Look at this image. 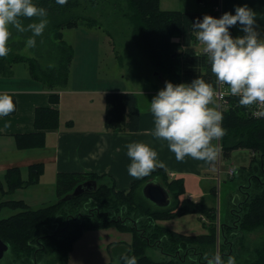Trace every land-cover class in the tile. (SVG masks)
<instances>
[{
	"label": "trees",
	"instance_id": "1",
	"mask_svg": "<svg viewBox=\"0 0 264 264\" xmlns=\"http://www.w3.org/2000/svg\"><path fill=\"white\" fill-rule=\"evenodd\" d=\"M127 1L131 12L129 20L133 27L132 41L157 74L167 75L173 83L191 82L196 77L202 76L217 89L218 81L206 54L195 49L198 39L190 25L197 17L202 19L204 14L219 17L218 12L214 10L217 0H198L199 3L204 2V9L196 12L162 10L160 0ZM35 3L47 9V17L53 25V35L61 43L58 45L59 60L57 61L60 67L54 70L55 73L51 71L47 75L55 79L52 81L43 79L45 73L38 66L37 59L12 53L0 57V74L8 73L11 65L17 61L26 62L32 79L41 82L47 88L61 90L67 83L73 57L72 47L62 40L61 29L78 26L75 21L77 17L68 14L80 5V1L66 0L64 4H60L57 0H35ZM33 20L38 18L35 16L23 18V23L27 25ZM57 86L60 89H57ZM224 88L227 90V84H224ZM238 100L239 96L229 94L225 96L229 108L222 113L223 127L227 129V133L219 139V148L223 158H228L235 149H248L251 161L248 167L238 171L237 189L230 194L228 200L230 207L228 205L227 215L220 224V242L217 243L215 226L210 227L205 235L191 236L175 232L157 223L158 220L189 213L212 220L216 218L214 208L189 199L179 200V196L184 193L183 182L178 179L169 180L162 168H156L143 179L135 181L127 191H116L111 185L107 189L114 192L115 197L110 201L103 194L104 188L97 185L92 191L63 200L77 185L85 181H95L97 184L100 176L94 173H58L56 193L59 200L54 204L31 210L22 201L0 199V212L4 208L20 209L7 218H0V237L9 244L10 248L4 264H33L34 260L41 264L46 255L47 243L53 240L61 251V260L51 264H67V252L72 249V242L80 238L83 230L112 227L120 232L132 234L131 244L125 246L127 250L124 249L121 253L126 250L124 254L136 255L138 264H206L205 253H216V247L217 252L225 259L228 255H234L237 264H264V114L261 117H249L247 114L249 106L240 105ZM51 102L57 104V94L51 95ZM234 104L239 106L234 107ZM103 123L106 130L113 132L138 131L140 111L136 95L130 91L107 92ZM34 127L35 132L14 136L17 146H41L45 132L59 127L58 110L49 107L36 108ZM28 170L27 180L21 178L18 168H11L4 173L0 178L3 179V182L0 181L2 197L18 187L33 185L38 181L42 171L41 166L32 165ZM235 173L231 176L232 181L236 179ZM157 178L170 196L175 198V202L169 209L159 208L152 206L142 196L146 203L158 210L152 213L143 212L132 203V199L136 193H139L136 191L141 184ZM5 185L7 190H4ZM67 203H72V208L74 205L80 206L76 209L82 212L80 220L74 219L71 214L63 210ZM68 215L71 216L72 221L69 219L70 227L67 235L62 239H52L45 235L47 226L53 220L64 224ZM51 217L53 219L49 221ZM95 218L97 220H94ZM254 230H257V236L263 241L255 245L252 257L248 261L241 262L244 252L243 232ZM40 239L44 241L38 244ZM149 247L157 249L164 256V260L155 262L145 255ZM36 250L38 252L35 257ZM122 254L119 259L121 264H124L121 259Z\"/></svg>",
	"mask_w": 264,
	"mask_h": 264
},
{
	"label": "rangeland",
	"instance_id": "2",
	"mask_svg": "<svg viewBox=\"0 0 264 264\" xmlns=\"http://www.w3.org/2000/svg\"><path fill=\"white\" fill-rule=\"evenodd\" d=\"M79 1L80 5L77 8L72 9L68 14L77 17L75 21L78 23V26L61 29L62 40L69 44L73 49V57L70 62L68 77H70V80H73L72 83L77 86H85L87 84H90V86L106 85L109 86L111 90H133L137 93L140 109L142 111L149 110L150 102L153 96L157 94L152 91L163 88L165 86V81L170 79L165 75L162 76L157 74L146 57L135 47L131 37L133 27L129 20L131 12L128 6V1ZM160 8L162 10L198 11L204 9V2L199 3L198 0H160ZM47 19L49 23L44 32L36 37L35 47L26 46L27 38L33 35L31 30L19 32L15 28L11 29L12 35L9 38L8 44L12 49L10 54H19L37 59L39 63L38 66L45 73L43 79L52 81V79L55 78L47 75L51 73V71L55 73L54 70L60 67L57 64V61L59 60L58 45L61 43H59L54 37L52 32L53 25L48 17ZM197 43L199 47H201L200 44H203L199 40ZM197 45L195 46V49H199L197 48ZM28 67L29 65L26 62L17 61L14 64L13 70L24 73V75H22L23 77H28L30 74ZM57 89L60 88L57 86ZM217 103L221 108V112H225L229 108L228 102L219 103L217 101ZM237 106L239 105L234 104V107ZM250 107H252V105H249V109L247 110L249 117H259L253 115ZM250 161V151L245 148L233 150L228 158H223L221 156L219 161V177L221 180L219 179V183H217V179H214L213 182H211L213 188L211 189L210 197L212 199L209 198V200L212 201V204H210V206L206 204L207 207L215 209L216 212H214L216 213V218L212 220L202 216V233L194 234V231H192V234H190L191 236L205 235L210 227L215 226L217 243L220 242V224L224 221L227 215L230 194L234 193L237 189V183L239 181L238 171L241 168L248 167ZM230 167L236 172V179L233 181L231 180V176H228L226 173ZM214 175L216 176V171L214 172ZM223 180L231 182L223 183ZM97 186L104 188L103 194L108 201L114 199V192L112 193L107 189L111 187L109 181L104 182L103 180H97ZM5 190H7L6 185ZM19 196L25 198L28 203L27 206L31 210L41 209L45 206L54 204L59 200L56 189L49 187L46 181L40 182L38 185H32L28 188L16 190V192L9 195H3V197L0 192V199H12L23 202ZM142 196L140 188V192L136 193L132 199V203L135 204L138 209L143 212L151 213L152 211H158L157 209H153L148 202L146 203ZM171 201V205L167 206V209L174 204L175 198L171 197ZM72 206V203H67V206L63 210L66 213L71 214L74 219L80 220V212L76 210L78 207L80 208V206L74 205L73 208ZM17 211H20V209L12 210L10 208H4L0 212V218H7ZM70 217V215L67 216V218ZM52 219L53 217H51L49 221H52ZM94 220L97 219L95 218ZM53 222L56 221L53 220L52 223ZM203 231H205V233H203ZM46 233H48V230L45 234ZM81 233L80 238L75 242H72V249L67 252V264H121L119 256L124 249L127 250V247L125 246L131 244L132 241V234L130 232H120L115 227L83 230ZM182 234L187 235V233ZM129 240L131 241L128 242ZM242 240L244 252L242 254L243 258L241 262H244L252 257L255 245L264 239L260 240L257 236V230H254L250 232L244 231ZM54 241L55 240L47 243L48 247L46 245V255L43 257L41 264H51L57 260H61V251L59 250V247H56V242ZM126 250L124 253L127 252ZM217 251L216 247V252ZM145 255H148V257L155 262L164 260V256L153 247H149L146 250ZM35 261L36 260L33 261V264H39Z\"/></svg>",
	"mask_w": 264,
	"mask_h": 264
},
{
	"label": "crops",
	"instance_id": "3",
	"mask_svg": "<svg viewBox=\"0 0 264 264\" xmlns=\"http://www.w3.org/2000/svg\"><path fill=\"white\" fill-rule=\"evenodd\" d=\"M243 4H247L257 13V27L264 36V0H221L219 17L225 11L234 13V6ZM231 32L233 36L244 34L238 26H233ZM200 46L197 45V50L202 51L204 45ZM15 63L11 65L8 73L0 74V92L9 93L16 104L12 113L0 117V178L7 170L18 168L21 178L27 180L28 168L40 165L42 171L33 185L46 181L49 187L56 189L58 173H94L100 176L99 180L109 181L116 191H127L135 181L146 176L137 178L128 173L131 158L127 156L126 144L143 141L158 151L159 159L165 162V167L160 168L165 171L168 179L183 182L184 193L179 196V200L189 199L209 206L212 204L209 198L213 188L211 182L215 179L216 163L209 164L191 156L178 160L175 153L169 150L166 140L153 136V115L150 109H140L135 91L111 90L106 85L77 86L70 77L63 89L54 90L32 79L30 74L23 77L24 73L14 71ZM111 91H130L136 95L140 111L138 131L113 132L104 128L105 95ZM152 92L157 93L158 90ZM55 94L58 96L57 104L51 102V95ZM216 106L219 108L217 101ZM38 107L56 108L59 113V127L45 132L41 146H17L14 138L16 134L36 131L34 113ZM0 181L3 182V179ZM140 186L137 192H140ZM19 197L28 205L25 198ZM201 219V215L189 213L158 220L157 223L175 232L190 235L192 231L194 234L202 233Z\"/></svg>",
	"mask_w": 264,
	"mask_h": 264
},
{
	"label": "clouds",
	"instance_id": "4",
	"mask_svg": "<svg viewBox=\"0 0 264 264\" xmlns=\"http://www.w3.org/2000/svg\"><path fill=\"white\" fill-rule=\"evenodd\" d=\"M66 0H57L64 4ZM37 17L25 26L23 18ZM48 11L35 0H0V57L11 51L8 44L12 28L19 32L31 30L27 47L36 46L49 23ZM197 39L203 43V52L211 64L216 80L227 84L228 94L239 96L240 105L264 104V36L257 27V13L247 4L234 6L220 17L204 14L191 24ZM238 26L243 35L233 36L231 28ZM216 87L198 76L191 82L165 81L150 102L154 119L152 134L166 140L168 148L178 160L187 156L213 163L220 148L214 141L222 138L227 129L223 127L224 115L216 106ZM16 104L7 92H0V117L13 112ZM127 156L131 158L128 173L144 177L153 170L165 167L158 151L143 141L126 144ZM124 264H138L136 255L122 254ZM206 264H237L234 255L223 258L221 253H205Z\"/></svg>",
	"mask_w": 264,
	"mask_h": 264
},
{
	"label": "water",
	"instance_id": "5",
	"mask_svg": "<svg viewBox=\"0 0 264 264\" xmlns=\"http://www.w3.org/2000/svg\"><path fill=\"white\" fill-rule=\"evenodd\" d=\"M96 185L95 181H85L77 185L72 193L63 200L92 191L96 188ZM141 193L152 206L165 208L171 203V196L168 190L158 180L146 181L141 187ZM9 250V244L0 237V264H4Z\"/></svg>",
	"mask_w": 264,
	"mask_h": 264
},
{
	"label": "built area",
	"instance_id": "6",
	"mask_svg": "<svg viewBox=\"0 0 264 264\" xmlns=\"http://www.w3.org/2000/svg\"><path fill=\"white\" fill-rule=\"evenodd\" d=\"M220 1L221 0H217V3L215 4L214 6V9L216 11H219L220 10ZM218 84L221 86V88L226 92H221V91H218V95L216 97V100L220 103V102H225V96L227 95V91L223 88L224 84L219 82L218 81ZM264 112V104H254L253 105V115H256V116H261ZM218 144V143H217ZM219 145V144H218ZM220 157H221V151L219 152V155H218V158L216 161H214L215 163H217V169H218V166H219V161H220ZM227 174L229 176L233 175L234 173V169L233 168H229L227 171ZM217 175H219V169H218V172H217ZM217 181H219L218 179V176H217Z\"/></svg>",
	"mask_w": 264,
	"mask_h": 264
},
{
	"label": "flooded vegetation",
	"instance_id": "7",
	"mask_svg": "<svg viewBox=\"0 0 264 264\" xmlns=\"http://www.w3.org/2000/svg\"><path fill=\"white\" fill-rule=\"evenodd\" d=\"M80 214L82 216V212ZM69 219L70 218H67L65 220L64 224H62V222H60V221H56V222L51 223L47 227L48 233H46L45 235L50 236L52 239H54V238L62 239L63 236L68 234V230H69V227H70V220H71V219L70 220ZM43 241L44 240H42V239L38 240V244L40 242H43ZM39 247H38V249H39ZM42 248H43V246H42ZM35 252L36 253L34 255L36 257L38 250H36Z\"/></svg>",
	"mask_w": 264,
	"mask_h": 264
},
{
	"label": "bare ground",
	"instance_id": "8",
	"mask_svg": "<svg viewBox=\"0 0 264 264\" xmlns=\"http://www.w3.org/2000/svg\"><path fill=\"white\" fill-rule=\"evenodd\" d=\"M215 6V5H214ZM215 10V9H214ZM216 11V10H215ZM218 12V14H220V10L219 11H217ZM203 51V50H202ZM223 88H224V86H223ZM225 89V88H224ZM226 90V89H225ZM217 91H221V92H224V93H226L222 88H221V86L218 84V86H217ZM227 91V90H226ZM227 94H228V91H227ZM251 110L253 111V105H252V107H251ZM251 111V112H252ZM218 144H219V141H218ZM222 156V155H221ZM221 158V157H220ZM218 169H219V166H218ZM219 172H220V169H219ZM227 173V172H226ZM234 173H235V171H234ZM233 173V174H234ZM228 175V174H227ZM217 176H218V179H220V177H219V175H217V163H216V176H215V179H217ZM229 176V175H228ZM232 176V175H231ZM221 180V179H220ZM219 180V181H220ZM219 181H217V183H219Z\"/></svg>",
	"mask_w": 264,
	"mask_h": 264
}]
</instances>
